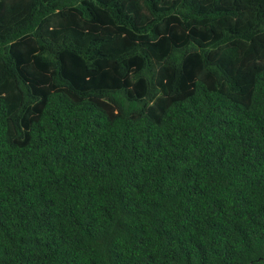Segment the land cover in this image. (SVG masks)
I'll return each instance as SVG.
<instances>
[{
    "label": "trees",
    "instance_id": "16d2710c",
    "mask_svg": "<svg viewBox=\"0 0 264 264\" xmlns=\"http://www.w3.org/2000/svg\"><path fill=\"white\" fill-rule=\"evenodd\" d=\"M0 264H264V0H0Z\"/></svg>",
    "mask_w": 264,
    "mask_h": 264
}]
</instances>
